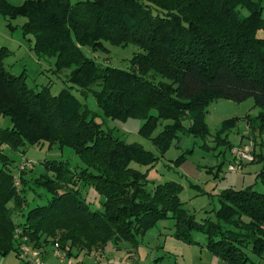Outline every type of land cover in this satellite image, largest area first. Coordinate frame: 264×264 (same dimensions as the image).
Segmentation results:
<instances>
[{"label":"trees","instance_id":"trees-1","mask_svg":"<svg viewBox=\"0 0 264 264\" xmlns=\"http://www.w3.org/2000/svg\"><path fill=\"white\" fill-rule=\"evenodd\" d=\"M0 11L26 18L23 29L34 36L35 51L54 57L57 72L68 70L71 84L59 94H52L49 85L35 90L25 72L7 67L5 47L0 48V115L12 121L11 127L0 128V144L70 146L85 164L75 172L64 160H45L56 176L44 172L33 181L52 197L25 211L26 186L18 187L12 159L0 150L1 254L20 256L24 236L42 246L57 240L69 255L75 245L137 244L158 221L173 218L175 236L199 244L193 234L204 233L202 245L224 261L247 264L250 253L264 256L263 192L252 186L228 188L220 196L217 219L196 220L183 205L178 182L150 190L146 173L132 166L133 161H154L153 154L105 130L71 90L92 91L110 118L144 119L142 131L148 134L161 119L173 121L155 138L161 149L185 128V117L192 120L189 131L206 126L208 104L220 98L253 97L261 108L255 122L264 132V36L259 34L264 0H0ZM106 42L134 43L142 51L124 69L83 50H105ZM259 177L264 180V170ZM83 186L104 196L98 208Z\"/></svg>","mask_w":264,"mask_h":264},{"label":"rangeland","instance_id":"rangeland-1","mask_svg":"<svg viewBox=\"0 0 264 264\" xmlns=\"http://www.w3.org/2000/svg\"><path fill=\"white\" fill-rule=\"evenodd\" d=\"M6 1L21 4L24 0ZM71 1L75 3L79 0ZM25 21L24 16L11 18L0 11V48L5 47V63L15 74L25 72L28 85L35 90H42L49 85L52 94H59L62 89L71 85L66 81L69 71L57 72L54 57H43L35 51L34 36L24 32ZM259 34L264 36V31H259ZM105 47V50L95 51L90 46H84L83 50L89 57L124 69H129L133 56L142 51L134 43L114 45L106 42ZM71 90L87 105L105 130H111L114 135L128 143L141 144L153 154L154 161H133L132 166L146 173V187L150 190L169 180L178 182L183 205L196 220H216V211L221 206L220 196L228 188L242 189L252 186L264 193V180L259 177L264 170V132L258 128L257 121L255 122L261 108L255 105L253 97L242 101L220 98L210 102L205 115L206 126L189 131L192 120L185 117L182 121L185 128L176 132L168 147L161 149L155 138L173 121L161 119L148 134L142 131L144 119L110 118L103 113L92 91L82 94L77 88ZM11 126V118L0 115V128ZM246 148L253 154V161L244 159L240 170L231 171L229 165L239 159L240 153ZM0 150L12 159L10 167L16 174L18 187L21 189L26 186L28 203L25 211L48 203L52 197L51 192L44 186L36 185L33 181L44 172H48L51 177L56 176L55 172L45 168V160H64L74 171L85 166L74 148L61 147L47 141L27 144L18 149L8 144H0ZM21 175L28 180L26 184L23 183ZM82 191L94 208H98L104 201V196L93 187L83 186ZM18 231L21 233L19 229ZM174 231L175 220L166 218L158 221L137 244L127 240H109L105 245L97 242L90 246L75 245L72 255L57 240L52 243L53 248L58 245L67 253L68 259L62 262L64 264H69V258L74 264H232L202 245L206 242L204 233L195 231L194 238L200 243L189 244L175 236ZM21 240L25 241L32 252L40 250L42 253V245H37L27 236ZM250 256L252 260L247 264H264V256L253 253ZM0 264L29 263L21 255L10 252L0 253Z\"/></svg>","mask_w":264,"mask_h":264},{"label":"built area","instance_id":"built-area-1","mask_svg":"<svg viewBox=\"0 0 264 264\" xmlns=\"http://www.w3.org/2000/svg\"><path fill=\"white\" fill-rule=\"evenodd\" d=\"M238 153H240V151ZM240 155H241V157L239 159H236L235 162H233L229 165V169L231 171L240 170L243 167L244 159L250 160V161H253V159H254L253 154L250 153L248 148H246L245 151H242L240 153ZM241 165H242V167H241ZM54 252L61 261H65L66 259H68L67 253L63 249L58 247V245L55 246ZM20 255L22 256V258L26 259L29 264H47L45 259L43 258L41 251L39 250V251L32 252L30 247L25 243V241H23L20 245ZM68 262H69V264H74L70 260V258H69Z\"/></svg>","mask_w":264,"mask_h":264},{"label":"crops","instance_id":"crops-1","mask_svg":"<svg viewBox=\"0 0 264 264\" xmlns=\"http://www.w3.org/2000/svg\"><path fill=\"white\" fill-rule=\"evenodd\" d=\"M41 250H42V255H43L46 263H48V264H64L62 262H65V261H61L57 257V255L55 254L54 248H53V243L52 242L45 243L42 246V249Z\"/></svg>","mask_w":264,"mask_h":264}]
</instances>
